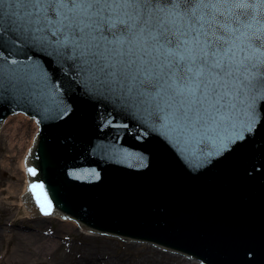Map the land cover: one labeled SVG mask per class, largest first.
Segmentation results:
<instances>
[{"label":"water","instance_id":"1","mask_svg":"<svg viewBox=\"0 0 264 264\" xmlns=\"http://www.w3.org/2000/svg\"><path fill=\"white\" fill-rule=\"evenodd\" d=\"M145 7L175 26L188 19L183 4L141 0L110 5L112 23L135 25ZM58 8L47 0L36 22L31 0H0V125L19 112L41 125L27 155L36 174L25 212L45 215L32 191L42 184L51 215L86 230L205 264H264V87L233 93L223 120L186 121L169 106L166 48L148 72L128 70L144 65L151 35L76 36ZM247 11L258 22L237 33L236 62L264 59L254 43L264 37V5Z\"/></svg>","mask_w":264,"mask_h":264},{"label":"snow or ice","instance_id":"2","mask_svg":"<svg viewBox=\"0 0 264 264\" xmlns=\"http://www.w3.org/2000/svg\"><path fill=\"white\" fill-rule=\"evenodd\" d=\"M118 2L131 4L141 0H53L59 5L56 11L65 18L64 28L76 36L103 35L102 28L114 36L118 32L129 41L140 34L151 35L153 50L144 48L140 57L144 65L134 68L136 61L133 60L127 64L128 70L148 72V66L158 60L156 53L166 48L167 55L160 61L164 69L162 74L167 84L169 106H175L179 118L205 123L223 120L227 111L235 108L231 102L233 93L239 95L244 90L264 87V59L248 55L235 61L237 51H244V48H235V40L240 38L237 33H241L242 27L249 28L258 22L249 16L247 9L253 4L264 5V0H169V3L184 5L182 14L188 19L180 26L168 19L154 17L147 7L140 11L135 25L121 20L112 23L110 5ZM31 3L35 11L28 15L39 22L42 5L47 0H31ZM201 5L203 10L198 15ZM254 43L258 49H264V37H255ZM93 46L100 47L98 43ZM99 67L106 75H115L103 64ZM29 172L36 174L33 168H29ZM32 191L44 214L51 215L52 202L44 192V186L33 184Z\"/></svg>","mask_w":264,"mask_h":264},{"label":"rangeland","instance_id":"3","mask_svg":"<svg viewBox=\"0 0 264 264\" xmlns=\"http://www.w3.org/2000/svg\"><path fill=\"white\" fill-rule=\"evenodd\" d=\"M18 118L20 117H12L8 128L0 133V200L2 201L0 202V264H176L178 258L173 257L175 254H165L159 249L155 251L151 246L144 248L143 245L137 246L136 243L134 245L131 242L119 243L115 237L103 238L97 234L90 236L80 231L78 227L71 232L61 231L63 230L61 227L70 221L59 216L52 219L42 216L45 222L40 228L56 233L57 239L66 241V246L59 248L53 256L41 255L28 261L12 260L8 252L13 251L19 237L16 241H9L10 229L4 231L7 224L17 223L15 227L17 232L24 226L26 232L34 234L37 228V219H32L30 223L23 210L19 209L24 187L28 186L25 167H23L24 160L33 146L36 131L32 124L30 126L23 124L22 119L15 122ZM14 125H20L22 130L19 129V134L16 131L11 132ZM9 140L13 144L11 147ZM99 257L102 259L98 260Z\"/></svg>","mask_w":264,"mask_h":264},{"label":"bare ground","instance_id":"4","mask_svg":"<svg viewBox=\"0 0 264 264\" xmlns=\"http://www.w3.org/2000/svg\"><path fill=\"white\" fill-rule=\"evenodd\" d=\"M21 119L22 118L20 116V118L15 120V122H17L18 120L21 121ZM15 124H18V123H15ZM8 125H9V121L7 122L6 125H4L5 126L4 129H7ZM15 131L19 134L18 125L17 126L14 125V128L11 132H15ZM21 134H23V132ZM9 144H10V147L13 145V144H11L10 140H9ZM27 187H29V186H27ZM27 187L26 186L24 187V193H26L28 191ZM0 202H2V201L0 200ZM1 206H3V205H1ZM19 209L23 210V214L26 216V219L31 223L32 217L25 212V208H24L23 203L19 204ZM43 222H45L44 219L37 218V221H36L37 228L35 229L34 234L26 232L27 229L25 230L24 226H22L20 228L21 231L17 232V230L15 228L17 223H15V222L12 224H7V227L4 228V231L8 230V228L10 229V230H8L9 234H10V240L9 241L10 242L16 241L17 237H19L17 240L18 244L14 247L13 251L8 252L10 254V257L12 260L17 261V260H23L24 259V260L28 261V260L33 259L34 257H37V256L40 257L41 255L53 256L58 251L59 248H62L63 246L67 245L65 240L57 239L56 233L47 231V229H41L40 227H41V224ZM74 224L76 225V223H74ZM74 224L67 222L66 224H64L61 227V228H63V230H61V231H68V232L74 231V229L77 228V225L75 226ZM39 234H41V236ZM87 235L92 236L93 234L87 233ZM142 245L144 248L149 247V245H147V244H137V246H141V247H142ZM34 246H37V247L34 249L33 248ZM155 251H156V249H155ZM172 255H174V254H172ZM173 257L178 258L176 260V264H202V263H196L197 261L196 262L191 261L190 258L184 259L183 256H176V254ZM100 259H102V258L99 257L98 260H100ZM39 263H40V261H39Z\"/></svg>","mask_w":264,"mask_h":264}]
</instances>
